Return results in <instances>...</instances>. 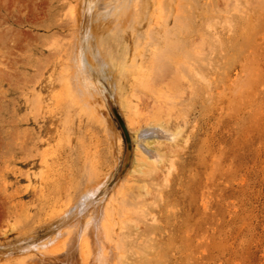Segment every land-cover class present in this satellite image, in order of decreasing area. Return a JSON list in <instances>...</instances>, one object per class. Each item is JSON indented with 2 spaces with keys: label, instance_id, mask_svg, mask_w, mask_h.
Returning a JSON list of instances; mask_svg holds the SVG:
<instances>
[{
  "label": "rangeland",
  "instance_id": "1",
  "mask_svg": "<svg viewBox=\"0 0 264 264\" xmlns=\"http://www.w3.org/2000/svg\"><path fill=\"white\" fill-rule=\"evenodd\" d=\"M96 2L93 33L117 55L126 43L134 47L136 39L145 46L150 34H164L166 25L170 35L210 40L211 52L203 59L197 57L194 72L180 84L182 98L167 102L150 88L135 85L144 92L140 93L126 83L125 74L131 73L125 70L124 77L120 76L124 80L122 94L130 100L126 103L94 72L93 80L105 104H100L99 96L88 95L90 105L86 106L81 96L66 86L68 71L63 69L61 58L66 56L65 50L70 54L74 39L77 41L82 0H0V251L17 249L23 242L21 234L29 228L23 208L16 204L35 210L41 186L47 193L52 188L53 192L71 189L77 193L80 184L79 189L64 185L75 186L96 164L102 178L109 175L105 189L109 193L125 178L121 188L134 199L124 212L128 231L135 229L140 217L146 228V264H264V0ZM133 3L141 14L130 26L131 18L124 15L134 8ZM74 7L75 20L70 15ZM107 13L113 22L107 21ZM117 14L120 17L116 19ZM176 15L179 23L172 20ZM148 16L165 26L160 30ZM167 56L159 52L147 68L154 78L165 73ZM138 60L141 63L140 56ZM139 94H145L146 101L138 100L143 96ZM107 98L115 102L132 140V159L122 175L127 141ZM141 101L143 104H137ZM67 103L72 109H66ZM85 108L89 113L85 114ZM91 114L90 118L96 117L94 122L88 116ZM14 119L20 123V136L26 137L27 148L14 137ZM133 119L141 124L159 121L179 132L173 141L152 146L160 150V162L139 152L134 140L138 124L133 125ZM81 171L87 175L81 176ZM56 183H61L62 189ZM137 196L145 200L144 205L137 204ZM16 216L22 217L19 220L23 223ZM37 230L39 236L45 232L42 227Z\"/></svg>",
  "mask_w": 264,
  "mask_h": 264
},
{
  "label": "bare ground",
  "instance_id": "2",
  "mask_svg": "<svg viewBox=\"0 0 264 264\" xmlns=\"http://www.w3.org/2000/svg\"><path fill=\"white\" fill-rule=\"evenodd\" d=\"M82 3H83V7L81 11V18H82L81 19V29L78 35L77 36L75 35L77 37V41H75L74 39L73 49L71 46L70 54L68 53L65 54L66 52L65 50L64 55L66 56L64 57L62 56L61 58H62V64L64 65L63 69L65 68L64 70L68 71V75L67 77H65L67 79L66 80L63 79L64 82L66 81V84H67L66 86L77 97L81 96V98L84 100V103H86V106L90 105V101L88 100V95H92V97L96 95L99 96L100 104L102 105L105 104L104 97L93 80L94 72H97L99 76L103 77L108 82V84L111 87H113L117 98L121 97L122 99H124V102L126 103L128 102L130 103V100L128 96L126 97L122 94V91H123L122 82L124 80L120 76L122 75L124 77L123 72L125 70H127L125 71V73L128 71L131 73L130 75L125 74L126 83L130 84L133 88L135 85L136 86L143 85L144 88H150L148 90L150 91L152 90L154 93L157 92V98L166 99L167 102H169L170 100L175 101L179 98H182L184 91L183 92L179 91L180 84L183 85L187 81L189 72H194V69H195L194 66L196 64V61H198L197 57H201V59H203L204 57L208 56L209 52H211L212 42L210 40L202 36L189 35V36L183 37L178 34L170 35L168 34L170 30L167 28L168 25H166L165 27L166 29H164L165 31L164 34L151 33L150 36L146 39L145 46H144L145 44L144 41L142 42L141 40L136 39L134 47L126 43V46L123 52L120 55L119 54L117 55L116 51H114L112 47L109 46L105 48L104 47L105 44L103 43V41H101L102 39L100 40V38L94 35L93 33V21L95 19L94 12H96V9H98L96 0H82ZM128 4L130 5L129 2ZM133 6L134 8L132 9V7H130V9L132 10L125 12V15H124L127 18L128 17L131 18L128 21L130 22V26H131V21L135 24V22L138 19H140V14H141V10L140 8L139 9L137 8L138 7L137 4H134ZM109 9H108V12H109ZM70 12H71L70 15L72 16L71 18L75 20L77 17L76 8L74 7L70 9ZM104 16H106V13L104 14ZM117 16L118 14L115 16L116 19H117ZM118 17H120V15ZM148 17L151 18L150 16ZM178 17L179 16L176 15L175 17H172V20H175V23H179ZM127 18H125L126 21L128 20ZM110 19H111V16L110 18L107 19V21ZM110 21L113 22L114 20H110ZM117 21L118 20H115V23H118ZM150 21L151 23L152 22L155 23L160 28V30L162 29V26H165L162 20H161L162 23L157 22V20L156 22L154 20L152 21V18ZM103 22H106V21H103ZM166 22L167 24L169 23L168 19L166 20ZM121 23L123 25L125 24V22L123 23V21ZM121 23H119V26L121 25ZM145 52L147 53L145 54ZM159 52L164 53L165 55L168 54L166 62L164 64L165 73L161 74L158 78H154L151 72H149L147 68L153 65L152 63L156 61ZM147 54L151 55L149 59L146 58ZM129 55H130V59H129ZM139 56L142 59L141 63L138 60ZM136 86L135 88L136 90H138L137 88L139 87H136ZM140 89L138 90V92H140ZM137 93L136 94L134 93L135 96L137 95ZM134 94H133V97H134ZM144 95L138 100H141L142 98H144ZM136 98H138V96H136ZM76 100L78 103L79 101L78 98H76ZM119 103L121 104V102ZM139 103L143 104V101L138 102L137 104ZM67 106H68V103H67ZM57 107H60V105ZM70 107L71 106H68L66 107V109L68 110V108ZM84 107L85 106H83V109ZM87 108H85V110L83 111L85 112ZM81 110L79 109V112H78V114L80 113V115L82 114L80 112ZM76 114L77 113H75V115ZM101 114L105 115V112L102 109H101ZM97 115L98 113L95 116ZM66 116L64 118H66ZM88 116L90 118L91 116H94V115L91 114ZM75 117L77 118V116ZM92 118H90V120ZM99 118L100 116L97 119ZM95 119L93 118L92 121ZM90 120H89V123H90ZM131 121L133 125L138 124L134 127V131L136 133V138L134 140L138 144L139 152L144 158L146 159L151 158L152 161L155 163L160 162L162 156H161L159 149L152 147L154 143H158V142L163 143V140H165V142L171 141V140L173 141V139L176 138L177 134L179 136V132L171 131L159 121H154V122L145 121L144 124H141V122L137 121L136 119H133ZM79 122H80V125H82L80 118H79ZM104 122H103V125H106V123L104 124ZM4 124L5 125L8 124L7 119L4 120ZM19 124L20 123L16 119L13 120V123H12V125L14 126L13 134H14V137H16L18 140H22V143H23L22 146L27 148L28 141L26 137L20 136L21 132L19 131V127H18ZM92 124L90 126H92ZM99 124H101V122ZM72 125H73V122H72ZM105 127H104V130L106 129ZM86 129H87V126H86ZM106 133L108 134L107 131L105 132V134ZM107 138L105 137L104 139H107ZM109 138H110V135H109ZM98 140H99V135H98ZM84 141L85 140L82 139L81 143ZM110 142H107V144ZM87 145L88 144H86V146ZM65 151L67 152V150ZM83 151L82 153H85ZM88 151H86L87 153L86 156H88L89 154ZM98 152H101V151H98ZM73 153L74 151L72 152V154ZM78 153H77V156H78ZM108 155H110V153ZM66 159L68 160V158ZM95 160L97 161V159L94 158V161ZM105 160H108V159H105ZM58 161H59V157H58ZM57 163H60V162H57ZM67 163L69 164V161H67ZM85 163L86 162H84V165ZM47 166L49 167L50 165L48 164ZM59 169H57L58 176H60L59 171H58ZM90 169H91L90 175L84 178V179L88 178L89 180L85 181L83 178L80 177L79 179L80 180L83 179L84 181L83 180L79 181L77 179L79 177L78 176L75 178L76 180H78V183H75V186H70L66 184L64 185L65 187L66 186L75 187V188L78 187L77 189H79L80 188L79 184H80L82 188L77 190V193H74L73 191H71V189L68 190L67 188L65 192H63L62 190L55 191L56 187L54 188L55 192L52 191L53 189L52 188L51 190H49L50 192L47 193L48 191L46 192L44 189H42L43 186H41L40 187L41 189L40 188H39L40 190L38 189L39 192L37 191L38 194L36 195L37 197L35 199V202L37 201V203L35 204L36 206L35 210L32 208H29L28 206L25 207V204L23 203L16 204L18 208L20 205H21L20 208L21 209L23 208L22 211L24 210V213L28 219L27 220L28 222L26 223L25 226L29 228L25 227L26 229L24 233L21 234L23 236L21 238L23 242L19 244L17 249H12L9 251H0L2 253L0 255V264H146V230H145L146 228L143 229L144 226L141 225L142 220L140 217H139L140 222L136 223L135 229L128 231L130 227L128 226V221H127L128 218L125 217L124 212L127 210V207H126L127 204L129 202H133L134 199L129 198L128 194L124 190L125 188L124 189L121 188V184H123V180L125 178L119 183L120 187L117 186L116 188L112 190L111 193H109L108 190L105 191L106 186L108 184L109 175H106L105 177L102 178L100 170L96 166V164H94L93 166H90ZM62 171H60V173H63ZM68 171L70 170L68 169ZM52 172H54V170ZM57 173H54V174H57ZM63 174L65 176V173ZM81 174H83L81 176L87 175V174H84V172H82ZM56 178H59V177H56ZM65 178L66 177H64L63 179ZM71 179L72 178L70 177V181ZM43 181H45L46 183L45 179H43ZM71 183L72 185L74 184L73 181ZM67 184L69 183L67 182ZM60 186H61V183L58 187ZM58 187L56 189L61 188V187L60 188ZM124 187H126V185ZM140 198L141 196H137L136 198L138 199L137 204L142 206L145 204L144 203L145 200L142 199L141 201ZM33 210L34 212H32ZM25 215H23V217ZM16 218H18V221L20 223L22 222L19 220L22 217L19 218V216L18 217L16 216ZM23 220H25V217L23 218ZM20 223H18L19 225L17 224V226L20 227ZM37 227L38 228L42 227L45 230V232L42 235H40L41 237H43L42 238L43 240L41 239L42 240L41 242L40 241L38 242V238L40 236L38 234ZM131 237L134 238L133 240L135 241H133L132 239H129ZM134 242L135 243L137 242V244L136 245L133 244Z\"/></svg>",
  "mask_w": 264,
  "mask_h": 264
},
{
  "label": "water",
  "instance_id": "3",
  "mask_svg": "<svg viewBox=\"0 0 264 264\" xmlns=\"http://www.w3.org/2000/svg\"><path fill=\"white\" fill-rule=\"evenodd\" d=\"M107 103L108 106L112 112V114L114 115V117L117 119V121L119 122L123 133L125 135L126 141H127V151H126V156H125V161H124V165H123V169L121 172V175L124 174V172L126 171V169L128 168V165L132 159V140H131V136H130V132L128 130V127L124 121V119L122 118L115 102L113 100L109 101V98H107Z\"/></svg>",
  "mask_w": 264,
  "mask_h": 264
}]
</instances>
